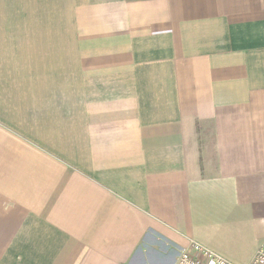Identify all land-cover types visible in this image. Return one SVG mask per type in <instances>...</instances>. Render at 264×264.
I'll use <instances>...</instances> for the list:
<instances>
[{"label": "crops", "instance_id": "0c3cea01", "mask_svg": "<svg viewBox=\"0 0 264 264\" xmlns=\"http://www.w3.org/2000/svg\"><path fill=\"white\" fill-rule=\"evenodd\" d=\"M189 241L264 244V0H0V264Z\"/></svg>", "mask_w": 264, "mask_h": 264}, {"label": "built area", "instance_id": "2783aa9c", "mask_svg": "<svg viewBox=\"0 0 264 264\" xmlns=\"http://www.w3.org/2000/svg\"><path fill=\"white\" fill-rule=\"evenodd\" d=\"M175 264H234L210 249L189 241L187 245L180 250ZM249 264H264V244L261 245L253 255Z\"/></svg>", "mask_w": 264, "mask_h": 264}]
</instances>
